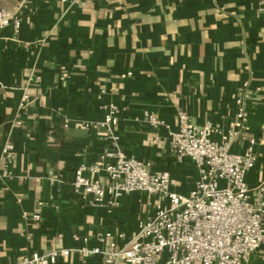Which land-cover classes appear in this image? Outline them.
<instances>
[{"label": "crops", "instance_id": "crops-1", "mask_svg": "<svg viewBox=\"0 0 264 264\" xmlns=\"http://www.w3.org/2000/svg\"><path fill=\"white\" fill-rule=\"evenodd\" d=\"M260 1L29 0L20 28L0 30V145L9 139L15 147L11 175H0V264L83 245L73 234L89 238L88 247L106 232L131 240L138 222L154 213V195L132 192L117 206H92L73 191L75 169L110 147L94 127L106 102L119 109L115 131L123 151L151 171L169 172L170 191L187 195L198 172L191 158L178 161L170 152L177 112L196 124L230 128L238 88L248 81L247 129L231 150L242 152L254 138L257 159L246 181L253 188L264 179ZM15 2L0 0V8ZM24 92L33 101L20 111ZM144 110L169 129L145 124ZM18 117L22 123L13 126ZM94 177L104 180V173ZM37 210L39 221L30 217ZM59 264L105 263L72 252Z\"/></svg>", "mask_w": 264, "mask_h": 264}, {"label": "built area", "instance_id": "built-area-1", "mask_svg": "<svg viewBox=\"0 0 264 264\" xmlns=\"http://www.w3.org/2000/svg\"><path fill=\"white\" fill-rule=\"evenodd\" d=\"M28 2L16 0L12 9L0 8V30L8 26L18 30ZM259 5L261 10L264 0ZM104 93V89L100 90L97 98L102 99ZM250 96L249 82L243 81L234 99L237 111L233 124L225 130L210 122L196 124L184 111L177 112L178 129L169 130L170 152L178 161L191 158L198 172L194 188L187 195L170 191L169 172L151 171L143 160L123 151L115 131L119 109L113 102L103 103V116L94 127L110 147L96 161L75 169L73 191L92 206H117L123 194L132 192L154 195L158 198L154 213L138 222L131 240L124 241L123 233L116 240L106 232L96 237L99 245L88 247L89 238L73 234L74 240L84 244L46 253L34 251L16 264H59V259L72 252L98 257L105 264H250L254 254L256 264H264V179L253 188L246 181V173L257 159L256 140L249 138L242 152L231 150L247 129L246 102ZM32 101L24 92L19 110L26 109ZM143 122L153 128L169 129L149 110L143 111ZM21 123L18 117L13 126ZM214 134L219 141L212 138ZM14 158V144L5 139L0 145L1 176L11 175ZM100 172L104 180L94 177ZM36 205L40 207L42 202ZM30 217L39 221L41 216L37 210Z\"/></svg>", "mask_w": 264, "mask_h": 264}, {"label": "trees", "instance_id": "trees-1", "mask_svg": "<svg viewBox=\"0 0 264 264\" xmlns=\"http://www.w3.org/2000/svg\"><path fill=\"white\" fill-rule=\"evenodd\" d=\"M250 264H256V260L254 259V256H252Z\"/></svg>", "mask_w": 264, "mask_h": 264}, {"label": "rangeland", "instance_id": "rangeland-1", "mask_svg": "<svg viewBox=\"0 0 264 264\" xmlns=\"http://www.w3.org/2000/svg\"><path fill=\"white\" fill-rule=\"evenodd\" d=\"M254 259H255V260L257 259V254H254Z\"/></svg>", "mask_w": 264, "mask_h": 264}]
</instances>
